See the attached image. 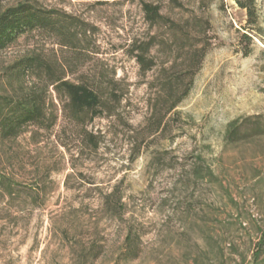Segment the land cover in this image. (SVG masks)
<instances>
[{
	"label": "rangeland",
	"instance_id": "1",
	"mask_svg": "<svg viewBox=\"0 0 264 264\" xmlns=\"http://www.w3.org/2000/svg\"><path fill=\"white\" fill-rule=\"evenodd\" d=\"M38 2L99 28L100 58L130 82L124 114L134 131L142 130L145 145L132 160L130 130L118 126L120 136L109 150L72 170L61 161L63 148L34 143L30 132L0 140L2 171L27 183L50 171L51 182L45 208L15 220L0 214L2 264H80L70 245L75 219L82 222L78 237L85 252L102 246L99 258L87 255L86 264H264V0H256L253 24L235 0L211 6L212 48L189 96L160 131L146 127L155 122L147 117L146 99L150 84L156 93L160 70L142 77L123 48L146 28L138 0ZM14 4L0 1L2 7ZM27 47L21 40L0 53V75ZM107 125L98 119L94 126ZM113 190L125 204L114 218L101 205Z\"/></svg>",
	"mask_w": 264,
	"mask_h": 264
},
{
	"label": "trees",
	"instance_id": "2",
	"mask_svg": "<svg viewBox=\"0 0 264 264\" xmlns=\"http://www.w3.org/2000/svg\"><path fill=\"white\" fill-rule=\"evenodd\" d=\"M216 1L138 0L146 28L130 36L123 48L136 60L142 77L160 70L156 93L150 84L146 99L147 117L155 122L150 121L146 127L160 131L166 116L189 96L212 48L210 8ZM235 1L247 11L249 23H256V0ZM98 32L99 28L87 19L62 9L46 8L38 0H16L14 5L0 6V53L21 40L28 43L25 53L0 75L2 142L30 132L34 143L53 142L57 149L63 148L61 161L74 170L82 167L88 157L109 150L120 136L118 126H122L130 130L126 144L134 153L132 160L139 156L145 145L144 137L140 139L142 130L134 131L131 119L124 114L131 84L119 76V67L100 58ZM160 54L165 60L159 61ZM98 119H106L108 125L96 128ZM73 172L66 175L68 188ZM49 173L27 183L0 169V214L15 220L45 208L50 194ZM78 173L83 176L82 171ZM101 203L112 218L125 205L115 190ZM70 225L76 234L70 244L76 247L75 259L86 264L87 255L99 258L102 246L91 247L89 254L85 252L78 237L82 222L75 219ZM69 232L66 228L65 234ZM263 244L264 236L260 246Z\"/></svg>",
	"mask_w": 264,
	"mask_h": 264
}]
</instances>
